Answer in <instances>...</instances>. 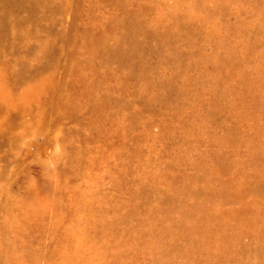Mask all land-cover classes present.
I'll return each instance as SVG.
<instances>
[{"label": "rangeland", "instance_id": "1", "mask_svg": "<svg viewBox=\"0 0 264 264\" xmlns=\"http://www.w3.org/2000/svg\"><path fill=\"white\" fill-rule=\"evenodd\" d=\"M0 264H264V0H0Z\"/></svg>", "mask_w": 264, "mask_h": 264}]
</instances>
